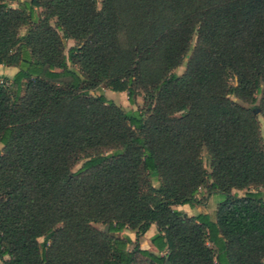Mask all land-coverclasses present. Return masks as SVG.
<instances>
[{"label": "trees", "instance_id": "trees-1", "mask_svg": "<svg viewBox=\"0 0 264 264\" xmlns=\"http://www.w3.org/2000/svg\"><path fill=\"white\" fill-rule=\"evenodd\" d=\"M0 65V264H264V0H0Z\"/></svg>", "mask_w": 264, "mask_h": 264}, {"label": "rangeland", "instance_id": "rangeland-1", "mask_svg": "<svg viewBox=\"0 0 264 264\" xmlns=\"http://www.w3.org/2000/svg\"><path fill=\"white\" fill-rule=\"evenodd\" d=\"M7 3L11 6H16L17 5V0H7ZM25 31V27L21 28V33H23ZM194 41H195V36H193L192 38V41H191V45L194 44ZM75 42L74 40L72 39H66L65 40V51L67 50L68 47L74 45ZM188 55H189V52L188 54L183 58V61L182 63L176 67L174 69V72L178 75H181L184 70H185V63L187 61V58H188ZM17 67H13V69H10V71L6 72L5 74L3 73H0V84L1 83H6V84H9L11 83V78L13 76V74L17 71ZM229 82L230 83H233L234 82V79L233 78H230L229 79ZM100 92H103L106 96H110V98L119 106L121 107L123 110L127 111V110H130V109H136L137 107H142L145 103L144 99H143V96H137L136 97V104H130L128 102V99H127V95H126V92H114V91H110L109 89L105 88V87H102V89H99V90H96V91H93V92H90V94H93V95H96ZM260 97V94L257 95V98L259 99ZM230 99H232L233 101H236L237 103H241L240 101L237 100L236 97H234L233 95H230L229 96ZM255 105H252L251 107L254 108ZM259 120H260V126H261V132L264 136V123H263V120L262 118L259 117ZM1 146V145H0ZM202 157H203V160L205 162V154L203 153L202 154ZM79 166L76 165L75 166V169ZM247 191H260L264 194V187H258V188H255V187H249L247 189H242V190H237V189H232L231 190V193L232 194H236L238 196H241L243 195L245 192ZM198 198L200 200V203L199 204H196L194 206V208L196 207H200L202 210H207L210 217L212 219L215 218V209L217 207V204L218 202H220L223 198H224V195L220 192H212V193H208L206 188H201L200 189V192L198 194ZM192 212L194 214H196L197 212L192 209ZM99 228H102L103 230L105 229V226H99ZM4 258H7L6 256ZM1 262V261H0Z\"/></svg>", "mask_w": 264, "mask_h": 264}, {"label": "crops", "instance_id": "crops-1", "mask_svg": "<svg viewBox=\"0 0 264 264\" xmlns=\"http://www.w3.org/2000/svg\"><path fill=\"white\" fill-rule=\"evenodd\" d=\"M10 69H13V67H7V66H3L0 65V73L5 74L6 72L10 71ZM117 93V92H116ZM110 98V96H107ZM175 208L184 211L187 215L191 216L194 213L192 212V209H194L197 213L198 212H205L208 213L207 210H202L200 207H191L188 204H183V205H178L175 206ZM209 214V213H208ZM156 232V226L155 224H151L149 229L139 237V245L141 248L144 249H150V250H154V247L151 245L150 242V237ZM120 234H126L128 235L132 240L135 239V232L134 231H130V230H125Z\"/></svg>", "mask_w": 264, "mask_h": 264}, {"label": "water", "instance_id": "water-1", "mask_svg": "<svg viewBox=\"0 0 264 264\" xmlns=\"http://www.w3.org/2000/svg\"><path fill=\"white\" fill-rule=\"evenodd\" d=\"M104 231H107V227H105ZM165 264H168V261L166 260Z\"/></svg>", "mask_w": 264, "mask_h": 264}]
</instances>
